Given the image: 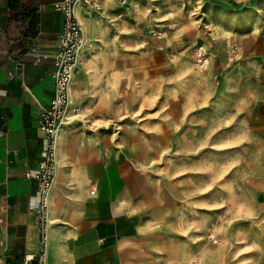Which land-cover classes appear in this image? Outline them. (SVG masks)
<instances>
[{
  "label": "rangeland",
  "instance_id": "374dc122",
  "mask_svg": "<svg viewBox=\"0 0 264 264\" xmlns=\"http://www.w3.org/2000/svg\"><path fill=\"white\" fill-rule=\"evenodd\" d=\"M124 9L85 28L67 133L137 172L143 264H264V0Z\"/></svg>",
  "mask_w": 264,
  "mask_h": 264
},
{
  "label": "crops",
  "instance_id": "0c3cea01",
  "mask_svg": "<svg viewBox=\"0 0 264 264\" xmlns=\"http://www.w3.org/2000/svg\"><path fill=\"white\" fill-rule=\"evenodd\" d=\"M58 1L25 0V9L38 15L30 26L11 16L9 0H0V264H23L40 250L37 182L25 172H36L44 156L37 122L53 96L63 28L53 7ZM103 8L111 18L126 11ZM83 13L88 16L80 7V21ZM89 26H99L95 17ZM78 76L71 86L75 101ZM60 148L47 264H143L144 221L127 209L137 172L67 132Z\"/></svg>",
  "mask_w": 264,
  "mask_h": 264
},
{
  "label": "built area",
  "instance_id": "2783aa9c",
  "mask_svg": "<svg viewBox=\"0 0 264 264\" xmlns=\"http://www.w3.org/2000/svg\"><path fill=\"white\" fill-rule=\"evenodd\" d=\"M125 7L131 0H59L53 7L63 16L62 32L57 39V52L52 77L54 80L53 96L47 108L43 109L37 129L45 143L43 160L36 172L26 170L27 179L37 182L38 208L36 219L39 231L40 250L37 255H27L23 264H47L50 245L51 195L59 168L60 134L70 111L77 112L71 105V86L79 73L80 63L85 54L89 38L79 17L81 6L97 11L101 2Z\"/></svg>",
  "mask_w": 264,
  "mask_h": 264
},
{
  "label": "bare ground",
  "instance_id": "6f19581e",
  "mask_svg": "<svg viewBox=\"0 0 264 264\" xmlns=\"http://www.w3.org/2000/svg\"><path fill=\"white\" fill-rule=\"evenodd\" d=\"M103 3H104L103 4V7L105 6V3L108 4V2H106V1H104ZM108 6L116 7L115 5H111V4H108ZM81 8H82L83 11H85L88 14V16H86L83 13V18L81 19L82 23L85 25L84 28H86L88 32L92 33L94 31V29L96 28V26H89V22H91V20L93 19L95 12L91 8H88V7L87 8H84V7L81 6ZM88 52H89V50L87 49L86 52H85V54L82 57L81 63L83 61V58H84L83 63L85 62V60L87 58V53ZM81 63H80V66H81ZM79 70H80V68H79ZM74 104H75V101H74V90H73L72 93H71V105H72V107H74ZM72 117H73V111H70L69 114H68L66 123H65V127L63 128V130L61 132V137H60V145H61V148H60V150L62 149V145H63L64 139H65V136H66V132H67V130L69 128L70 120H71Z\"/></svg>",
  "mask_w": 264,
  "mask_h": 264
},
{
  "label": "trees",
  "instance_id": "16d2710c",
  "mask_svg": "<svg viewBox=\"0 0 264 264\" xmlns=\"http://www.w3.org/2000/svg\"><path fill=\"white\" fill-rule=\"evenodd\" d=\"M25 0H9V9L11 16L15 15V19L30 20V26H34L38 22V15L25 9Z\"/></svg>",
  "mask_w": 264,
  "mask_h": 264
}]
</instances>
